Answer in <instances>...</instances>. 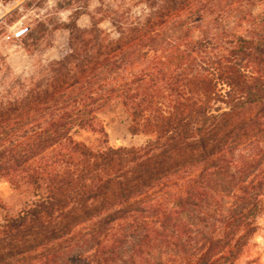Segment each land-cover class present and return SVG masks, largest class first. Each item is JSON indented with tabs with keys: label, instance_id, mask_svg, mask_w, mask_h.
<instances>
[{
	"label": "trees",
	"instance_id": "1",
	"mask_svg": "<svg viewBox=\"0 0 264 264\" xmlns=\"http://www.w3.org/2000/svg\"><path fill=\"white\" fill-rule=\"evenodd\" d=\"M138 1L68 24L60 57L0 101V178L33 195L16 214L1 203L0 264H234L255 236L264 0ZM227 17L245 33L219 29ZM113 101L145 143L110 144Z\"/></svg>",
	"mask_w": 264,
	"mask_h": 264
},
{
	"label": "rangeland",
	"instance_id": "2",
	"mask_svg": "<svg viewBox=\"0 0 264 264\" xmlns=\"http://www.w3.org/2000/svg\"><path fill=\"white\" fill-rule=\"evenodd\" d=\"M143 8L138 0H0V101L20 96L31 79L41 77L48 64L60 57L69 38L68 24L74 20L80 27H89L91 17L97 20L110 14L122 18V14L138 15ZM252 10L256 17L264 18V2H258ZM22 23L29 26V32L17 39L14 32ZM100 26L113 33L109 19L101 21ZM219 27L245 33V26H236L233 18H224ZM57 42L59 55L50 58ZM99 116L111 145H141L147 140L143 133H130L129 116L119 102L107 104ZM75 136L88 143L96 142V134L92 132L79 131ZM32 199L29 190H16L0 178V206L3 203L16 214ZM1 211L0 207V219ZM257 225L255 236L234 264H264V214Z\"/></svg>",
	"mask_w": 264,
	"mask_h": 264
},
{
	"label": "built area",
	"instance_id": "3",
	"mask_svg": "<svg viewBox=\"0 0 264 264\" xmlns=\"http://www.w3.org/2000/svg\"><path fill=\"white\" fill-rule=\"evenodd\" d=\"M29 32V26L28 25H24L23 23L20 24L14 32V37L17 39H21L22 37H24L27 33Z\"/></svg>",
	"mask_w": 264,
	"mask_h": 264
},
{
	"label": "crops",
	"instance_id": "4",
	"mask_svg": "<svg viewBox=\"0 0 264 264\" xmlns=\"http://www.w3.org/2000/svg\"><path fill=\"white\" fill-rule=\"evenodd\" d=\"M64 32H66V30H64ZM57 44H59V43L58 42L56 43V51L53 50L52 52L49 53L50 58H53L55 56V54H56V57L59 55V48L58 47H60V46H58Z\"/></svg>",
	"mask_w": 264,
	"mask_h": 264
}]
</instances>
